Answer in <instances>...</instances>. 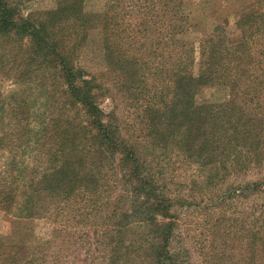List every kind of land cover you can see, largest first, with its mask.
<instances>
[{"label":"trees","instance_id":"obj_1","mask_svg":"<svg viewBox=\"0 0 264 264\" xmlns=\"http://www.w3.org/2000/svg\"><path fill=\"white\" fill-rule=\"evenodd\" d=\"M24 1L0 0V84L12 85L0 91V208L54 229L33 234V255L0 237V264H182L187 168L191 190L223 192L211 202L236 215L231 263L264 264V0L235 14L234 30L206 27L189 0H136L126 21L130 0L103 13L57 0L28 15ZM98 28L135 124L107 112L110 89L80 63ZM210 87L225 98L199 102Z\"/></svg>","mask_w":264,"mask_h":264},{"label":"rangeland","instance_id":"obj_2","mask_svg":"<svg viewBox=\"0 0 264 264\" xmlns=\"http://www.w3.org/2000/svg\"><path fill=\"white\" fill-rule=\"evenodd\" d=\"M84 1L88 12L103 13L107 5L109 6L113 0ZM130 1L133 3L132 11L128 9L122 11V15L126 16L124 18L125 21L127 19L131 20L132 15L138 14L141 8L136 0ZM202 1L189 0V5L195 11L197 21L201 22L204 19L206 22L205 26L210 27L214 23L230 20L229 28L234 30L235 14L254 0H208L205 6L201 5ZM56 3L57 0H25L21 5V9L23 14L28 15L29 13L51 10L55 8ZM200 37L201 35L195 36L196 39ZM148 45L146 43V47ZM146 47L141 48V50L144 52ZM80 63L87 72L99 76L98 78L102 85L110 89L102 101V105L108 109L107 112H114L121 120L122 125L133 122L135 124L137 115L133 112V109L129 110L131 98L126 96L125 90L122 88L124 78L114 68L109 70L106 67L103 34L100 28L91 32L88 45L80 58ZM198 72L199 67L196 64L194 73L198 74ZM152 76L156 78L158 75ZM149 85H152V83L150 82ZM11 89L12 85L10 82L0 84V91L4 93H8ZM225 96V92H221L215 87H210L201 91L198 101H218L224 99ZM183 171H181L183 174L177 178L180 181L179 183L183 184L178 189L181 190L180 193L183 199L188 201V204L179 209L177 213L180 228L176 246L181 250V263L232 264L231 262L238 260L235 256L239 255L241 246L239 241L240 233L237 230H232L233 224L229 223L230 217H235L236 215L232 214V211L225 214L227 210L225 205L219 206V203L211 202L216 201L214 197H220L223 192L203 186L191 190L190 187L194 185L190 182L192 173L189 168L186 169V172ZM260 174L264 176V169ZM248 178L257 179L258 175L254 173L246 179ZM234 179L235 177L232 178L231 183ZM236 180L240 182L241 176ZM189 194L197 199L190 201ZM233 213H235V210H233ZM216 214L225 217L216 219ZM53 229L54 226L45 219L33 222V220L24 218V216H20L15 211L7 212L0 208V237L8 245L23 246L25 255H33L35 253L33 234L39 238L48 237ZM54 243V247L58 248L62 241L61 239H56ZM78 264L81 263L78 262Z\"/></svg>","mask_w":264,"mask_h":264}]
</instances>
